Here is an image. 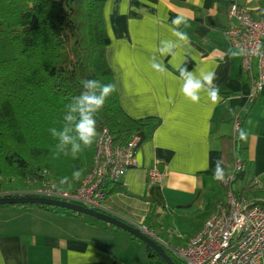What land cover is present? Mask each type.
<instances>
[{
  "label": "crops",
  "instance_id": "crops-1",
  "mask_svg": "<svg viewBox=\"0 0 264 264\" xmlns=\"http://www.w3.org/2000/svg\"><path fill=\"white\" fill-rule=\"evenodd\" d=\"M229 2L107 1L104 19L110 43L105 53L119 104L132 119L150 121L154 128L150 135L138 132L137 166L119 180L125 193L104 198L103 213L139 227L154 213L167 235L168 229L174 234L176 229L189 230L187 242L220 204L209 197L213 177L204 172L211 150L226 149L231 160L223 142L229 137L238 148L234 153L232 148L234 164L264 185V88L252 96L256 59L250 73L243 71L241 50L224 34L234 24L227 15ZM240 2L254 17L264 12V0ZM178 18L183 21L179 26L173 24ZM188 73L203 85L195 102L184 90ZM210 73L212 88H218L215 100L204 81ZM235 121L239 127L233 138ZM241 130L246 139H240ZM154 164L163 174L160 183L147 180ZM114 228L36 206L3 207L0 264H139L138 252L127 247L138 245Z\"/></svg>",
  "mask_w": 264,
  "mask_h": 264
},
{
  "label": "trees",
  "instance_id": "trees-1",
  "mask_svg": "<svg viewBox=\"0 0 264 264\" xmlns=\"http://www.w3.org/2000/svg\"><path fill=\"white\" fill-rule=\"evenodd\" d=\"M107 1L0 0V181L25 186L31 181L46 178L60 187L71 189L90 170L96 140L103 130L109 132L116 144H125L139 131L147 130L149 135L152 132L154 126L149 127L150 121L134 120L124 112L115 87L103 109L96 114L98 135L93 145L76 159L63 154L53 158L56 140L48 130L62 127L65 105L83 90L81 82L99 79L115 85L105 53L110 43L104 19ZM240 1L230 0L228 8L233 3L245 7L246 4ZM234 139H223L231 153L230 158L232 148L233 153L238 151ZM226 151L209 152L206 175L214 178L217 159L222 161L224 178L231 173L228 170L232 160L229 161ZM232 172L231 190L233 184H238L246 176L244 169H233ZM216 180L223 185L222 179ZM259 185L263 182L252 177L232 191L239 199L264 208V201L255 200V196L260 194ZM223 186L226 193L229 187ZM102 189L104 198L117 192L125 193L119 181H105ZM219 203L224 205L225 200ZM63 211L71 216H83ZM153 214L145 216L142 226L156 233L171 247L178 245L177 242L184 246L186 241L174 236L173 232L170 235L159 234L167 229ZM163 248L175 264H182L167 248ZM147 264L165 262L155 253H147Z\"/></svg>",
  "mask_w": 264,
  "mask_h": 264
},
{
  "label": "built area",
  "instance_id": "built-area-1",
  "mask_svg": "<svg viewBox=\"0 0 264 264\" xmlns=\"http://www.w3.org/2000/svg\"><path fill=\"white\" fill-rule=\"evenodd\" d=\"M227 15L234 24L224 34L232 46L241 50L242 70L250 73L252 60L256 59L257 72L252 79V96H255L264 88V12L254 17L245 7L233 3ZM238 127L239 122L235 121L234 135ZM138 139L136 133L125 144H116L105 129L96 140L92 166L76 187L63 188L44 178L31 181L25 191L11 194L51 198L105 211L103 184L119 181L130 168L137 166ZM240 168L237 163L234 169ZM233 179L231 172L221 182L229 187ZM147 180L150 183L163 180L157 164L148 169ZM225 197V204L216 206L184 246L171 247L146 228L140 229L182 264H264V208L239 199L230 187Z\"/></svg>",
  "mask_w": 264,
  "mask_h": 264
},
{
  "label": "clouds",
  "instance_id": "clouds-1",
  "mask_svg": "<svg viewBox=\"0 0 264 264\" xmlns=\"http://www.w3.org/2000/svg\"><path fill=\"white\" fill-rule=\"evenodd\" d=\"M182 22L179 18L173 20V24L177 26ZM184 38L187 39L186 35ZM185 73H187L186 68L182 75ZM187 75L189 78L186 80L184 90L186 95L195 102L199 99L197 93L203 85L200 80L191 77V74L188 73ZM213 78L214 74L210 73L204 76V81L207 82L208 89L212 92L215 100L218 99V88H212L211 81ZM81 83L83 90L65 105L62 127L59 129L53 127L48 130L52 138L56 140L52 153L53 158H59L63 154L65 156L71 155L73 159H76L80 153L93 145L98 135L96 114L103 109L108 97L115 91L113 83H103L99 79H84ZM240 139H246V133L243 130L240 132ZM215 164L214 178L223 179L222 161L217 159Z\"/></svg>",
  "mask_w": 264,
  "mask_h": 264
},
{
  "label": "water",
  "instance_id": "water-1",
  "mask_svg": "<svg viewBox=\"0 0 264 264\" xmlns=\"http://www.w3.org/2000/svg\"><path fill=\"white\" fill-rule=\"evenodd\" d=\"M31 204L36 207L48 206L53 208H60L66 211H71L77 214V216L87 215L95 219L101 220L108 225L114 226L117 229H121L131 236L137 238L144 245L146 253H155L158 255L165 264H175L171 257L165 252L164 248L158 244L153 238L144 233L139 226L128 224L120 219L112 217L103 212H99L93 209L83 207L81 205L58 201L53 199H47L44 197L33 196H17L7 194L0 196V205H27Z\"/></svg>",
  "mask_w": 264,
  "mask_h": 264
},
{
  "label": "rangeland",
  "instance_id": "rangeland-1",
  "mask_svg": "<svg viewBox=\"0 0 264 264\" xmlns=\"http://www.w3.org/2000/svg\"><path fill=\"white\" fill-rule=\"evenodd\" d=\"M231 160H232V163H233L232 156H231ZM233 165H235V164L233 163L232 166ZM229 172H232V170H229ZM245 172H246L245 178L242 179V181H239L238 184H236V185L233 184L232 190H237L240 186L246 184L248 179L252 178V175H251V173H250V171L248 169H246ZM209 181L212 182V184H213L212 188L210 189L211 191L209 192V197L211 198L212 202H215L216 200H219V201L225 200L226 199V197H225L226 193H225L224 186L223 185L221 186L220 184H218V182L215 179H213V178H211ZM259 186H260V188H259L260 194L255 196V198H257L255 200L264 201V196H261L262 192H264V185H259ZM29 187H30V185L28 183H26L25 186H22L21 184L7 183V182H4V181L3 182L0 181V196L7 195L9 191H25ZM17 196H21V195H17ZM258 197H260V198H258ZM47 199H51V198H47ZM53 200H55V199H53ZM58 201H60V200H58ZM64 202H66V201H64ZM69 203H72V202H69ZM73 204H76V203H73ZM27 205L30 206L31 204H27ZM77 205H79V204H77ZM9 206H11V205H0V209L3 208V207H9ZM15 206H19V205H15ZM31 206H34V205H31ZM56 211L64 213L63 209H60V208L56 209ZM82 219L85 222H87V223H93V224H96V225L104 226L107 229H115L114 227H110L111 225H108L107 223H105V222H103L101 220L95 219V218L87 216V215H83ZM116 231H118V233H120V236H122L124 238H126V237L129 238L130 237V236L128 237V234L125 233L124 231H122L121 229H117L116 228ZM168 231L172 232V231H170V229H168ZM160 232L161 233L164 232V234H165V231H160ZM100 234L101 235H106V231H104V233L101 232ZM189 234H190V231L187 230V229H179V230L176 229L175 234H173V235L174 236H178L179 235V236H181L180 238L182 240H185L186 238L189 237ZM95 236L96 237L99 236L98 232H96ZM110 237H111V235L107 231V242H108V240H110ZM112 239H113V242H114V238H112ZM121 241H123V240H121ZM133 241H135L136 245H138V246H134V245L128 244L127 247H131V248H133L134 250H136L138 252V263L139 264H145L147 262V258H146L147 253L145 252L144 245L141 244L140 242L136 241V240H133ZM139 254H140V256H139ZM151 261L154 263V259H151Z\"/></svg>",
  "mask_w": 264,
  "mask_h": 264
}]
</instances>
